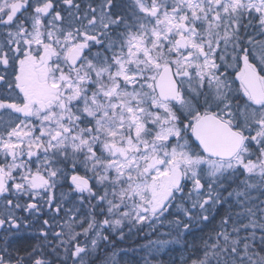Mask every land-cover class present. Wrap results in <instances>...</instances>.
<instances>
[{
	"label": "snow or ice",
	"instance_id": "snow-or-ice-1",
	"mask_svg": "<svg viewBox=\"0 0 264 264\" xmlns=\"http://www.w3.org/2000/svg\"><path fill=\"white\" fill-rule=\"evenodd\" d=\"M0 264H264V0H0Z\"/></svg>",
	"mask_w": 264,
	"mask_h": 264
},
{
	"label": "bare ground",
	"instance_id": "bare-ground-1",
	"mask_svg": "<svg viewBox=\"0 0 264 264\" xmlns=\"http://www.w3.org/2000/svg\"><path fill=\"white\" fill-rule=\"evenodd\" d=\"M138 238H133V239H130L126 242V244H123L121 245V247H129V246H132L134 247L135 246V241L137 240ZM141 242H144L143 240H141ZM178 255V254H177Z\"/></svg>",
	"mask_w": 264,
	"mask_h": 264
},
{
	"label": "rangeland",
	"instance_id": "rangeland-1",
	"mask_svg": "<svg viewBox=\"0 0 264 264\" xmlns=\"http://www.w3.org/2000/svg\"><path fill=\"white\" fill-rule=\"evenodd\" d=\"M141 235H143V234H141ZM133 238H137V237L133 236L131 239H133Z\"/></svg>",
	"mask_w": 264,
	"mask_h": 264
}]
</instances>
